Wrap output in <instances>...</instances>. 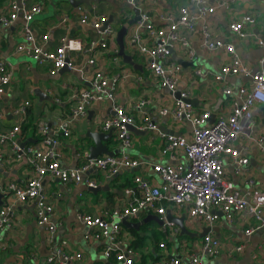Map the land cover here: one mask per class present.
<instances>
[{
    "label": "crops",
    "instance_id": "0c3cea01",
    "mask_svg": "<svg viewBox=\"0 0 264 264\" xmlns=\"http://www.w3.org/2000/svg\"><path fill=\"white\" fill-rule=\"evenodd\" d=\"M20 2L21 0H15ZM8 0H0V14L5 10ZM38 2L42 4L41 13L35 14L29 22L36 35L46 34L48 40L43 45L44 49H53L61 36L67 35L80 38L84 44L94 38L95 34L88 25L79 23L78 6H94L96 12L106 15L115 30L113 41L106 49L97 47L94 51L95 66L87 64L90 54L82 49L74 54L75 64L72 70L50 73L49 63H30L31 59L24 52L18 50V46L29 47L31 44L24 38L23 16L18 14L16 20L9 26H0V61H3L11 70V81L6 86L5 93L0 95V130L6 131L19 122L13 109L23 104L25 100L30 102L25 119L38 123L44 120L48 123L54 136L57 138V151L60 164L63 168H73L80 165L88 154V144L91 139L86 136L88 131H104L101 124L104 119L112 115L110 102L102 101L92 103L86 115L75 122L71 128V135L62 136L56 131L59 121L68 115L72 103L73 93L81 88L89 87L87 78L94 69H100L107 77L119 75L115 103L123 106L126 111L137 119L143 113L157 122L163 132H177L189 138L191 126L189 122H174L169 115H160L159 111L171 106L172 95L168 90L161 88L159 79L154 77L147 67V58L139 54L128 38L136 30L135 22L128 25V20L134 16L133 8L126 0H94L73 6L70 0H29L28 5ZM187 4L186 0H138L137 5L141 9H148L152 20L159 22L157 13L175 10L180 5ZM194 10V6H190ZM250 13L255 22L247 26L250 36L245 40H236L235 50L243 62L252 69L257 66L258 59L264 54V48L255 41L264 39V3L258 0H237L227 6L217 8L215 14L201 19L197 23L193 33L181 32V36L188 39L195 51L194 62L184 60L180 54H173L168 58L180 64L179 80L183 88L189 90L190 99L195 98V108L209 110L213 119L219 113L228 112L229 104L221 90V85L213 80L220 66L227 61L228 54L222 51L206 53L200 47V28L207 22L215 39L228 40L229 24L232 20L239 19L241 15ZM127 26V34L124 37V52L131 56L133 64L123 61L118 55L116 33L121 26ZM85 47V46H84ZM33 60V59H31ZM184 62V64H183ZM200 68L205 74L198 76L194 70ZM138 78H141L138 80ZM227 84L238 86L248 85V77L232 75L227 78ZM40 89L49 96V99H40L34 90ZM146 100L142 109L135 108L140 100ZM254 137L264 136V104L257 105L253 110ZM20 123V132L16 134V141H26V145L35 144L38 137L31 128L25 129ZM137 124V120H136ZM136 128V127H135ZM137 129L130 131L132 146L128 149L131 157L138 160L161 162L168 159V155L161 154L162 139L159 135L147 130ZM38 138V139H37ZM17 141V142H18ZM115 155L120 152L119 144L114 137L102 141ZM246 146V154L249 159L245 168L235 173L229 163L225 166V177L230 179L235 187L246 189L253 180V187L264 190V155L260 153L258 145L246 136L241 138L235 146ZM2 161L0 162V184L4 186L8 182L23 185L32 175V169L24 156H18L14 152L11 141L2 145ZM182 159V157L180 158ZM228 158H225V162ZM229 162V161H227ZM140 174L152 183H159L150 166L137 167L135 169H122L115 176L106 178L101 170H92L91 176L98 181V185L106 186V189L92 192L84 183H63L56 177L45 176L43 189L47 199L52 203L54 211L52 219L57 224L55 240L51 241L47 230L37 225L35 205L32 201L19 202L7 192L0 191V207L11 206L13 209L12 225L0 231V264H48L46 257L57 247V241L65 239L70 251H80L82 259L80 264H111L103 256V239H86L84 237L85 226L78 220L79 214L98 215L112 208H121L128 200L132 199L135 192V184L132 176ZM131 190V192H127ZM173 216L179 217L185 214L184 224L188 230L200 234L207 226L211 229L207 233L218 237L221 242V252L212 261L220 264H264V228L252 232L249 236L244 230L254 224L253 218L245 212H233L231 218L219 215L218 219L208 225L205 222L192 218L187 214L185 207H177L167 204ZM149 212H140L128 217V222L137 225V228L121 223L120 242L121 248L136 240L138 233L143 240L136 243L134 250L136 257L134 264H165L171 257L180 256L183 261L187 254L201 251V237L185 235L179 238V228L176 226L162 227L152 219H146ZM158 216V214H155ZM176 229L178 231H176ZM184 235V234H182ZM198 238V239H195ZM188 239L194 242L188 246ZM243 245L242 251H233L231 255L227 251L235 245ZM144 256V262L141 258ZM211 261L205 262L210 263Z\"/></svg>",
    "mask_w": 264,
    "mask_h": 264
},
{
    "label": "built area",
    "instance_id": "2783aa9c",
    "mask_svg": "<svg viewBox=\"0 0 264 264\" xmlns=\"http://www.w3.org/2000/svg\"><path fill=\"white\" fill-rule=\"evenodd\" d=\"M138 0H126L132 8H139V17L135 21L136 30L129 36V42L136 47L139 54L147 58V67L152 75L159 79L161 88L172 95L169 107L162 108L160 115H169L176 123L189 122L191 136L163 132L156 121L142 114L139 118L129 114L126 109L115 103V96L120 79L119 75L107 77L100 69H94L87 78L89 87L76 90L72 95V103L68 115L63 117L56 128L62 136L71 135L72 125L86 115L92 103L108 101L113 110L112 115L104 119L101 127L104 131L113 129L114 137L119 144L118 155H101L95 158L85 157L84 161L73 168H63L57 151V138L48 123L40 120L37 131L40 134L35 144L20 146L16 134L20 132V123L26 116V108L30 102L25 100L22 105L13 109L19 122L6 131L0 130V162L2 161V145L10 140L12 148L18 156H24L32 169L23 185L8 182L0 184V191L10 193L16 201H32L35 205L36 223L44 227L50 240H55L57 224L52 219L54 211L52 203L47 199L43 189L45 176L56 177L63 183H84L88 187L98 186V181L91 176L92 170H101L106 178L115 176L120 170L135 169L150 166L159 183L154 184L148 178L135 174L133 182L135 189L132 199L121 208H112L102 214H79L78 220L85 226L86 239H103V256L111 264H134L136 251L130 244L120 247L119 239L121 223L124 218L137 215L140 212L158 214L163 219L162 227L173 224L166 220L167 204L185 207L192 218L212 225L219 217L218 212L226 218H231L233 212H245L250 215L254 224L244 230L249 236L255 230L264 228V190L253 187V180L246 189L235 187L225 176L227 163L233 166L235 173L245 168L249 162L246 146L235 144L244 136L258 145L264 155V136L254 137L253 110L257 105L264 104V54L258 59L255 69L247 66L235 50L236 40H245L250 36L247 26L255 22L250 13L241 15L239 19L229 24V39H215L207 22L200 28V47L206 53L222 51L228 54L227 61L212 75L213 80L221 85L222 93L229 104L228 112L219 113L211 119L209 110L198 109L189 101V90L183 88L179 80L180 64L168 61L175 54L189 62L196 59L195 51L188 39L181 32L193 33L201 19L215 14L217 8L227 6L237 0H186L172 11L157 13L159 22L152 20L148 9H141ZM264 3V0H258ZM29 0H8L5 10L0 14V26L11 25L18 14L26 22L24 38L31 45H19L18 50L33 59L36 63L51 65L50 73L55 74L62 68L72 70L75 64L73 57L76 52L85 49L90 56L86 60L90 66H95L94 51L97 47L106 49L113 41L115 30L106 15L96 12L94 6H78L79 23L88 25L94 31V38L84 42L80 38L61 36L53 49H44L48 35H36L29 25L35 14L41 13L42 4L38 2L28 5ZM194 6V10L190 9ZM264 48V39L255 41ZM85 46V47H84ZM198 76H204L200 68L194 70ZM239 75L249 78V84L231 86L227 78ZM141 78H138L140 80ZM11 81V70L0 61V95L5 93L6 86ZM177 94V95H176ZM146 100L140 99L135 108L140 110ZM137 120V124H136ZM147 130L162 139L161 154L168 159L161 162L138 160L130 156L128 149L132 146V138L128 125ZM182 157V159H180ZM225 158H228L225 162ZM131 192V190H127ZM13 209L11 206L0 207V231L12 225ZM176 231H178L176 229ZM55 250L46 257L48 264H80V251H70L65 239L57 241ZM201 251L187 254L183 261L180 256L171 257L165 264H220L212 260L221 252V242L218 237L206 233L201 237ZM243 245H235L227 251H242ZM211 261L210 263H205ZM104 264V263H103ZM106 264V262H105Z\"/></svg>",
    "mask_w": 264,
    "mask_h": 264
},
{
    "label": "water",
    "instance_id": "95a60500",
    "mask_svg": "<svg viewBox=\"0 0 264 264\" xmlns=\"http://www.w3.org/2000/svg\"><path fill=\"white\" fill-rule=\"evenodd\" d=\"M91 1L94 0H70V2L72 3L73 6H78L81 3H89ZM133 12H134V16L132 18H130L128 20V25L132 24L133 22H135L138 17H139V8L134 7L133 8ZM110 17L108 19V21H110ZM127 34V26L123 25L121 26L116 33V42L118 45V55L122 57L123 61L129 64H133L132 58L131 56L127 55L124 52V37ZM184 64V62H183ZM68 70L67 67H64L60 70V72ZM34 93L36 96H38V98L40 99H49V96L47 94H45L44 92H42L40 89H35ZM177 95V94H176ZM189 101L192 104H196V99H189ZM212 117V116H211ZM212 119V118H211ZM128 130L133 131V132H137V129L135 128L134 125H128ZM113 133V129L107 131V132H103V131H88L86 136H88L91 139V143L88 144V154H87V158H95L101 155H114V151L109 150L103 143L102 141L110 138L112 136ZM170 133L173 134H177V132H173L170 131ZM26 141L20 142V146L23 147L26 145ZM0 171L2 172V168H0ZM106 186H101L98 185L96 187H88V189L92 192H96V191H100V190H104L106 189ZM1 196V195H0ZM219 215H221L220 212H218ZM166 220L171 222L174 226L179 228V233L180 234H184V235H188L189 237H202L204 236L208 231H210L211 227L207 226L200 234L198 233H193L190 232L187 228V226L184 224V219H185V214H182L179 217L173 216L172 213L170 212V210H167L166 212V216H165ZM146 219H152L155 222H157L160 226H162L163 224V219L159 218L157 215L155 214H148V217ZM122 223L126 226H132L137 228V225L134 223H130L128 222V218H124L122 220ZM108 264V263H107Z\"/></svg>",
    "mask_w": 264,
    "mask_h": 264
},
{
    "label": "trees",
    "instance_id": "16d2710c",
    "mask_svg": "<svg viewBox=\"0 0 264 264\" xmlns=\"http://www.w3.org/2000/svg\"><path fill=\"white\" fill-rule=\"evenodd\" d=\"M28 108L29 107L26 108V114H27ZM22 127L24 128V130L25 129H28V128H31L33 131H35L36 136L39 138L40 134L37 131V125L36 124H32V122L29 121L28 119H27V121H26V119H24L23 120V123H22ZM132 173L134 175V172H132ZM132 178H133V176H132ZM132 231L134 232V234H136V240L133 241L132 243H130V246H132L133 248H136L135 247L136 243L138 242L139 244H141V242H142L143 239L140 236H138V233L137 232H135L134 230H132ZM144 259H145L144 256H142V258H141L142 262H144Z\"/></svg>",
    "mask_w": 264,
    "mask_h": 264
},
{
    "label": "rangeland",
    "instance_id": "374dc122",
    "mask_svg": "<svg viewBox=\"0 0 264 264\" xmlns=\"http://www.w3.org/2000/svg\"><path fill=\"white\" fill-rule=\"evenodd\" d=\"M28 61L30 62V63H32V64H34L35 63V61L34 60H31V59H28ZM184 237H186L185 235H182V234H180L179 235V238H184ZM191 238V237H190ZM195 239H198V238H195ZM199 240V239H198ZM188 242H189V245L188 246H192V243L194 242V240L192 241L191 239H188ZM199 242H200V240H199Z\"/></svg>",
    "mask_w": 264,
    "mask_h": 264
}]
</instances>
